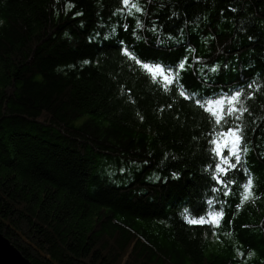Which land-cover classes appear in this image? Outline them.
<instances>
[{
    "label": "trees",
    "instance_id": "16d2710c",
    "mask_svg": "<svg viewBox=\"0 0 264 264\" xmlns=\"http://www.w3.org/2000/svg\"><path fill=\"white\" fill-rule=\"evenodd\" d=\"M137 2L144 14L122 19L120 0H0V232L32 264H264V0ZM134 35L144 58L187 55L175 88L121 55L115 41ZM213 81L252 84L242 121L258 197L236 210L237 174L217 194L219 228L184 222L212 195L213 125L194 99Z\"/></svg>",
    "mask_w": 264,
    "mask_h": 264
},
{
    "label": "snow or ice",
    "instance_id": "6c2138e0",
    "mask_svg": "<svg viewBox=\"0 0 264 264\" xmlns=\"http://www.w3.org/2000/svg\"><path fill=\"white\" fill-rule=\"evenodd\" d=\"M120 3L121 8L117 11L122 19L133 17V13L144 14L145 9L138 4L137 0H120ZM231 11L235 12L236 9H231ZM76 15H83V13L77 12ZM174 15L179 18L180 14L175 12ZM128 27L127 22L122 24L123 31L126 32ZM135 27H140L138 20ZM112 31L115 32V28ZM151 31L156 33V27H153ZM96 35L98 37L99 33ZM108 39V36H104V40ZM168 39L171 40L172 37L169 36ZM253 39V37H249L250 41ZM92 42L93 38L89 37V43ZM115 42L119 45L121 55L142 70L145 78H150V82L165 93L176 87L177 77L186 71V65L189 62L187 55L176 61L163 57L144 58L141 56L137 46V42H141L139 36L134 35L133 43L129 46H125V42L122 39ZM155 44L157 47L165 48L159 41H156ZM165 50L170 49L165 48ZM83 63L89 64L90 61L85 59ZM219 69L220 65L217 64L208 69V71L218 75ZM225 70H227V66H225ZM200 71L203 72L204 69ZM214 83L213 81L209 84V88L204 94L197 95L194 99V103L210 117V124L213 125L211 131L207 133V151L209 157L214 161L208 165L207 169L210 170V180L214 182L209 189L212 195L203 201L207 206L206 210L197 207L189 211L186 208L184 222L190 226L208 225L212 228H219L225 217L224 204L227 201H221L217 194H222L224 197L230 196L232 189L237 186V174H240L242 182L239 184L240 203L236 204V210H241L245 201L258 197L254 192L255 182L246 155L249 151L246 144L249 141L242 121V117L248 112V108L244 106V89H251L252 84L246 83L230 87L216 85L213 88L212 85ZM179 96L186 101L193 100V96L183 89L179 91ZM252 98L253 96L251 95L247 97V99ZM168 107L170 108L172 105L170 104ZM171 176L174 180L179 179V173L177 172H172ZM156 179L159 180L160 177L157 176ZM164 182L167 183V178L164 179ZM218 204L220 205L219 208H217ZM213 234L215 235L216 233ZM238 254L244 255L243 253ZM252 254L249 253V256Z\"/></svg>",
    "mask_w": 264,
    "mask_h": 264
},
{
    "label": "water",
    "instance_id": "95a60500",
    "mask_svg": "<svg viewBox=\"0 0 264 264\" xmlns=\"http://www.w3.org/2000/svg\"><path fill=\"white\" fill-rule=\"evenodd\" d=\"M0 264H32V262L0 232Z\"/></svg>",
    "mask_w": 264,
    "mask_h": 264
}]
</instances>
